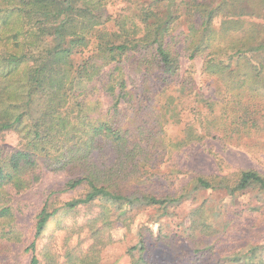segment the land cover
<instances>
[{
	"label": "trees",
	"instance_id": "16d2710c",
	"mask_svg": "<svg viewBox=\"0 0 264 264\" xmlns=\"http://www.w3.org/2000/svg\"><path fill=\"white\" fill-rule=\"evenodd\" d=\"M114 1L0 0V135L17 136L13 150L3 154L0 148V241H20L10 201L39 180L41 169L67 173L62 191L83 188L61 206L47 196L23 249L30 264H99L102 248L114 241L107 231L126 223V208H156L166 219L168 206L192 191L224 190L232 198L251 190L264 197V170L255 168L187 180L166 174L178 190L147 181L174 151L205 138L264 155V0H150L136 7L138 17L130 5L110 16L106 6ZM177 9L185 19L176 35ZM92 35L94 46L85 54ZM180 41L189 60L202 59L201 73L214 79L219 92L171 138L163 118L171 102L166 108H156L153 98L141 104L137 92L148 93L149 81L166 86L180 76ZM102 92L111 101L106 110ZM206 106L210 112H203ZM105 149L110 156L103 161L96 154ZM61 209L72 226L60 252L42 237ZM82 227L86 236L72 239ZM143 241L139 234L127 248L131 264L147 263ZM257 251L252 246L221 259L260 264Z\"/></svg>",
	"mask_w": 264,
	"mask_h": 264
},
{
	"label": "rangeland",
	"instance_id": "374dc122",
	"mask_svg": "<svg viewBox=\"0 0 264 264\" xmlns=\"http://www.w3.org/2000/svg\"><path fill=\"white\" fill-rule=\"evenodd\" d=\"M149 2L150 0H117L108 3L106 9L111 16L116 8L130 5L129 9L138 17L140 11L136 7ZM175 13L179 14V17L172 22V31L177 35L184 30L185 16L182 15L181 9H177ZM106 27L108 30L113 29L111 19ZM181 38L182 36L179 39ZM94 43L92 35L85 54L90 53L88 51H91ZM176 46L180 53V76L166 86L149 81L148 93L137 92L141 104L149 102L150 98L154 99L156 108L165 107L167 102H171L169 111L163 108V118L169 119L164 129L171 138L180 135L185 120L199 115L196 107H201L206 100L208 104L212 103L219 92L214 79L201 73L202 59L189 60L182 50V41ZM182 76H186L183 82ZM100 100L106 110L110 105V98L102 92ZM122 107L127 109L125 104H122ZM128 109L127 117L130 118L129 114L133 117L134 112L131 108ZM206 111L211 110L206 106L203 112ZM169 114H172L171 119ZM16 145L15 132L9 131L0 135L3 154L13 150ZM99 154L105 161L106 156H110V150L100 151L96 156ZM239 168L264 170V155L255 157L235 145H221L215 140L205 138L174 151L170 161L161 163L152 170L154 176L147 175V181H154L165 190H178L180 187L175 184L176 180L167 181L164 177L166 174L179 175L187 180L191 175L224 174ZM67 178V173L63 171L54 172L43 168L39 180L28 190L12 195L10 203L15 210V223L21 232V239L9 244L5 239L0 241V264H30V253H23V249L33 238L35 216L47 196H51L55 206H61L64 201L83 192L81 187L78 191H62ZM191 186L189 185V188ZM172 205L168 206L166 219L158 217L161 211L156 208H126V223L119 222L107 231L110 236L112 234L114 241L102 248L99 264H131V257L126 250L136 243L139 234L143 235V242L149 250L144 254L146 264H217L219 259L222 260L220 264H229V261L221 259L222 256L231 252L241 256L252 246L258 248L254 261L260 260V264H264V197L257 199L251 190L236 194L232 198L224 190H199L192 191L187 199ZM60 213L61 215H55L49 221L42 240L61 252V240L71 231L72 223L70 218L65 216L63 209ZM109 218L111 220L110 216ZM86 232L87 229L82 227L72 239L84 238ZM86 243L87 240L84 241L85 245ZM199 248L205 249L201 252Z\"/></svg>",
	"mask_w": 264,
	"mask_h": 264
}]
</instances>
